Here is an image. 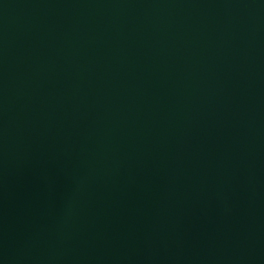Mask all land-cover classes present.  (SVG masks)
<instances>
[{
	"label": "water",
	"instance_id": "water-1",
	"mask_svg": "<svg viewBox=\"0 0 264 264\" xmlns=\"http://www.w3.org/2000/svg\"><path fill=\"white\" fill-rule=\"evenodd\" d=\"M0 264H264V0H0Z\"/></svg>",
	"mask_w": 264,
	"mask_h": 264
}]
</instances>
